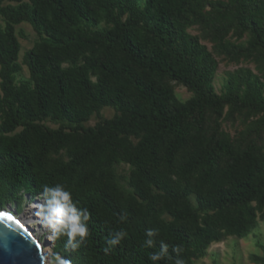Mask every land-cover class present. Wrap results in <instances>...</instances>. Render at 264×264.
<instances>
[{
    "label": "trees",
    "instance_id": "1",
    "mask_svg": "<svg viewBox=\"0 0 264 264\" xmlns=\"http://www.w3.org/2000/svg\"><path fill=\"white\" fill-rule=\"evenodd\" d=\"M5 1L16 7L0 9V211L22 194L39 198L45 184H63L91 213L79 249H65L63 238L53 242V254L71 264H151L159 240L173 258L172 246H182L189 264L192 247L244 237L264 220V155L206 127L207 115L220 119L224 108L264 120V96L241 93L239 85L214 94L211 63L182 35L196 15L193 0ZM221 9L229 22L212 29L215 39L228 30L248 36L246 49L225 53L264 59V0H228ZM115 10L128 16L124 23ZM102 14L111 27L93 30ZM21 23L40 42L23 57L28 81L15 87L13 28ZM166 82L191 98L176 104ZM102 108L115 115L85 128ZM46 121L58 128H45ZM61 152L67 162L50 158ZM119 163L131 169L127 196L114 180ZM148 228L159 230L153 248L143 246ZM120 230L126 238L105 253L109 234ZM253 262L264 264V256Z\"/></svg>",
    "mask_w": 264,
    "mask_h": 264
},
{
    "label": "rangeland",
    "instance_id": "2",
    "mask_svg": "<svg viewBox=\"0 0 264 264\" xmlns=\"http://www.w3.org/2000/svg\"><path fill=\"white\" fill-rule=\"evenodd\" d=\"M193 1L196 15L189 17L188 23L182 28V35L185 39L195 41L198 51L211 63V87L214 94L222 96L229 87L239 85L241 93L248 90L259 92L264 96V59L249 53L237 58L225 53L226 49H246L248 36L236 37L233 30H228L217 39L212 35V29L215 26L224 21L229 22V17L224 15L221 9L223 5L228 4V0ZM214 5L217 7L214 8ZM6 7L13 8L16 7V4L5 0L1 1L0 9ZM138 7L141 9L142 3ZM113 14L118 16V20L122 23L128 18L126 14L120 15L116 10ZM4 23L0 16V30L3 29ZM110 27L111 25L107 21L106 15L102 14V19L93 30L101 31ZM13 31L19 46L16 59L19 72L13 78V86L18 87L20 83L28 81V72L23 63V57L40 42V39L26 23L14 26ZM242 82L247 83L246 86ZM165 85L171 89L176 104H183L191 98V94L182 86L173 82H166ZM1 100L2 93L0 90V123L2 121ZM114 115L115 111L113 109L102 108L97 114L92 115L83 126L92 128L102 121L110 120ZM43 126L50 130L58 128V125L48 121L44 122ZM206 127L209 129L216 128L219 135L224 137L233 147L245 148L252 146L257 152L264 155V120L261 115L249 112H235L232 109L224 108L220 119H215L210 114L207 115ZM132 142L135 143L133 140ZM50 158L67 162L64 152L58 155H50ZM112 170L118 190L124 196L130 195L131 189L128 186V180L131 169L127 165L119 163L114 165ZM39 202V198L33 199L28 195L22 194L19 202L7 204L2 208L1 212L17 219L28 218L29 212L34 213L32 206ZM190 202L195 210V203L192 197ZM262 211L264 213V208ZM257 217H259V214H257ZM163 220L169 221V218L163 216ZM35 221L36 218L29 221V230L41 246L42 254L46 255L45 264H54L53 242L47 238L46 229ZM190 252L189 264H255L253 262L254 257L261 258L264 256V220L257 219L254 229L244 237H223L220 242L210 244L205 250L198 251L195 247H192Z\"/></svg>",
    "mask_w": 264,
    "mask_h": 264
},
{
    "label": "clouds",
    "instance_id": "3",
    "mask_svg": "<svg viewBox=\"0 0 264 264\" xmlns=\"http://www.w3.org/2000/svg\"><path fill=\"white\" fill-rule=\"evenodd\" d=\"M39 203L34 204L35 222L46 229L47 238L51 242L65 239V249L76 251L79 249L89 237L88 221L91 213L86 207H78V202L74 201L72 192L63 184L56 183L49 186H42ZM126 215H121L120 220H126ZM159 230L156 228H148L145 231L146 239L143 242L145 248H153L157 243L156 237ZM127 233L123 230L110 233L106 239V247L103 248L105 253L112 250L118 245ZM184 249L180 245L172 246V253H169V245L163 240H159V249L150 252L148 259L151 264H160L161 261H172V264H185L182 256ZM54 264H71L70 261L60 257L59 254L54 255Z\"/></svg>",
    "mask_w": 264,
    "mask_h": 264
},
{
    "label": "water",
    "instance_id": "4",
    "mask_svg": "<svg viewBox=\"0 0 264 264\" xmlns=\"http://www.w3.org/2000/svg\"><path fill=\"white\" fill-rule=\"evenodd\" d=\"M45 261L46 255L42 254L38 241L14 218L13 221L0 219V264H45Z\"/></svg>",
    "mask_w": 264,
    "mask_h": 264
},
{
    "label": "bare ground",
    "instance_id": "5",
    "mask_svg": "<svg viewBox=\"0 0 264 264\" xmlns=\"http://www.w3.org/2000/svg\"><path fill=\"white\" fill-rule=\"evenodd\" d=\"M32 209L34 210V208L32 207ZM14 218V217H13ZM16 221H17V223L22 227V228H24L25 230H26V232L33 238V239H35L33 236H32V234H31V232H30V230H29V221L30 220H34L35 219V217H34V215H33V213L32 212H29L28 213V218H22V219H17V218H14ZM36 240V239H35ZM37 241V240H36Z\"/></svg>",
    "mask_w": 264,
    "mask_h": 264
},
{
    "label": "snow or ice",
    "instance_id": "6",
    "mask_svg": "<svg viewBox=\"0 0 264 264\" xmlns=\"http://www.w3.org/2000/svg\"><path fill=\"white\" fill-rule=\"evenodd\" d=\"M0 219L13 221V217L11 215H8L7 213H3V212H0Z\"/></svg>",
    "mask_w": 264,
    "mask_h": 264
}]
</instances>
